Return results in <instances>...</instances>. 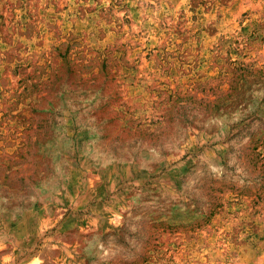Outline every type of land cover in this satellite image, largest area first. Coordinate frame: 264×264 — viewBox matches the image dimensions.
Masks as SVG:
<instances>
[{
  "label": "rangeland",
  "instance_id": "rangeland-1",
  "mask_svg": "<svg viewBox=\"0 0 264 264\" xmlns=\"http://www.w3.org/2000/svg\"><path fill=\"white\" fill-rule=\"evenodd\" d=\"M0 264H264V0H0Z\"/></svg>",
  "mask_w": 264,
  "mask_h": 264
}]
</instances>
